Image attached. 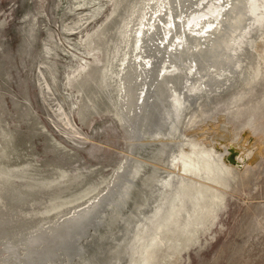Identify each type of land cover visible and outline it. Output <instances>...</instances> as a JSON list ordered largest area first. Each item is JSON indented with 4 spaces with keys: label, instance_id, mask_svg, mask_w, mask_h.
Listing matches in <instances>:
<instances>
[{
    "label": "rangeland",
    "instance_id": "obj_1",
    "mask_svg": "<svg viewBox=\"0 0 264 264\" xmlns=\"http://www.w3.org/2000/svg\"><path fill=\"white\" fill-rule=\"evenodd\" d=\"M148 1L0 0V188L7 191L0 193V264H264V8L248 1L249 10H258L233 45V78L225 76L223 88L212 92L196 89L190 99L179 97L159 139L148 125L142 132L147 141L139 145L122 124L126 112L118 114L107 97L115 99L121 89L114 74L123 45L132 50L135 44L120 37L127 18L136 16L133 31L139 22L171 29L177 21L178 28L196 25L202 32L224 8L221 0H183V8L161 13ZM112 57L108 87L102 76ZM221 121L250 149L238 168L222 162L215 140ZM129 162L138 170L97 219L99 227L88 226L80 236L81 255L70 262L62 254L52 263L37 261L36 248L21 235L49 231L61 217L89 206ZM9 243L17 250L13 256L4 249Z\"/></svg>",
    "mask_w": 264,
    "mask_h": 264
},
{
    "label": "bare ground",
    "instance_id": "obj_2",
    "mask_svg": "<svg viewBox=\"0 0 264 264\" xmlns=\"http://www.w3.org/2000/svg\"><path fill=\"white\" fill-rule=\"evenodd\" d=\"M152 1H154V0H149L147 4L148 5L149 4L151 5L152 3H153L152 5L156 4L155 7L158 6V11L159 12L161 11V13L165 8H170V9L174 10V8H176L179 4L181 7H182V5L185 6L184 4L181 5V3H179L180 1H183V0H160V1L168 4L169 7H167L162 2L160 4V2H158L156 0L154 2H152ZM188 1L190 2V4L194 3V0L193 1L188 0ZM248 1L249 0L246 1V5H245V0H221L224 8H223L219 18L216 21H213V22H215L213 25H209L208 28H204V30L202 32H201L202 29H198L197 28L198 26L196 27V25H194L192 28H189V29L182 28V26L180 28H178L179 26H178L177 21H176V23H173V24L171 23V25H172L171 29L163 28L157 24L154 25L153 23H152L153 24L152 25L148 22H139L136 29L134 28L135 30L133 31L132 26H133L134 21H136V16L134 18L133 17L131 18L129 16L127 18V20L125 22L126 25H125V27H123L122 31L120 32V37H122L123 42L125 41L124 44L125 43L129 44V41L133 40V38H134L135 44L133 45L132 50H129V49L127 50L126 44L123 45L124 47L121 46V47H123L122 48V50H123L122 54L123 55L121 54L122 58L117 56L118 57L117 59L119 61L121 60L120 61L121 66H120V69L118 68V71H115L116 73L114 74L116 76V77L114 76V78L115 79L117 78L120 80L121 89H120V87L118 88L119 90H117L118 92H117V96L115 99L112 100L109 95L107 97H108V100L111 101V104L116 106L118 114L122 115V111L124 113L126 112L127 115L123 114V115H125V118L121 119L122 124L124 125V127H127V128H128V126L130 127V132L134 134V137L135 136L138 137L137 140L139 142V145H142V144L146 143V141H147L145 138H144L145 140H143V134L144 133H142V132L144 130H146V127L148 125H153L151 127V129L148 128L149 130H151L150 132L153 133L151 135V136H153V138L154 137L158 138L157 135L163 134V132H161L162 129L160 130V128L164 123L166 124V120L169 119V121H170L171 118L173 119V115H174L173 110L175 109V107H177V104H178L177 99L183 98V99L187 100V99L192 98L191 95H192V93L194 94L197 92V91H195L196 89H199V91L204 89V91L212 92L213 90L221 88V86L223 84L225 85L224 81H225V79H227V78H225V76H229L230 74L233 75V72L236 71L235 66L237 65V61H236L237 57H235V55L238 56L237 54H233V52H234L233 45L236 42L237 38L244 36L243 33H245V30H246V28H248L247 26L249 25L248 20L258 10V7L253 10L252 6H250V8L251 7L252 8L249 10L248 9L249 8L248 7ZM259 1L261 2L262 7L264 8V0H259ZM183 2L185 3V0ZM186 2H187V0H186ZM185 4H187V3H185ZM137 5H138V7H140L139 6L140 3H135V5L132 4L131 6H133V8L135 9L137 7ZM189 6L190 5L188 4V6L186 8H188ZM191 7H192V5H191ZM152 8H154V7L152 6ZM179 9H178V11H179ZM175 10L177 11V9H175ZM183 11H181V12H183ZM148 13H150V12H148ZM170 13H172V11ZM172 14H170V15H172ZM159 15H160V13H159ZM160 16H159V18H162V16L161 17ZM162 19H163V21L166 20V18L164 19V16ZM263 22H261V23H263ZM160 23H161V21H160ZM208 23H210V21ZM258 23H259V21H258ZM169 32H171L172 35L168 37L167 34ZM137 42L139 43L138 46L136 44ZM240 48L242 49V46ZM237 52H239V51L237 50ZM111 56H115V55H111ZM113 59H114V57L109 59V61L107 63V68L105 69V71L103 73V76H102L103 79L109 78V81L106 82V84H104V86L109 87L111 84L110 82L113 81L112 76L110 77V75H109V73L111 74L110 68L113 67V65H112ZM114 70H116V68ZM234 74H236V72H234ZM257 74L250 75L246 78H243L245 80L243 81V83L241 82L242 85L243 84L248 85L249 83H252L251 81L253 80V78L255 80ZM232 75H230V77H232ZM117 79H116V82L118 81ZM195 85H197V86H195ZM113 86H111V87L113 88ZM223 86H222V88H223ZM117 87L118 86H116V88ZM97 88H95V89H97ZM116 88L114 87L113 90L115 91ZM110 90H112V89H110ZM97 91H94V92L96 93ZM111 94H112V92H111ZM179 97H181V98H179ZM123 105L125 106L126 110H124ZM175 111H177V109ZM222 121H223V119H222ZM222 121L220 124L222 126L220 128V131L216 134V139H215V140L220 142L219 144H221L220 145L221 146L220 147V151H221L220 155L222 156V162L224 163L225 166H229V167L234 166V167L238 168L239 166L244 164V162H245L244 158H246L250 155V149H249V147H244L243 142L242 143L236 142L235 138L233 136L234 134L232 136L228 135L227 128H226L227 126H224V123H222ZM144 132H146V131H144ZM225 135H227V136H225ZM225 142H227V143H225ZM133 146H131L132 149L134 148ZM191 146H194V145H191ZM230 147H233L236 151V155L234 158H235L237 164H231V163H227L225 161V155L228 154V148H230ZM196 149H195V151H196ZM208 151H209V149L207 150V152ZM193 152H194V149H193ZM207 154H205L204 156H206ZM252 154L255 155V152ZM200 155L201 154H199V156ZM190 156H192V155H190ZM133 157L135 159V156H133ZM185 157H187V156L185 155ZM174 159L175 158H173V162H174ZM180 159H183V158H180ZM185 159L186 158H184L183 160H185ZM203 159H205V158H203ZM208 159H210V158H208ZM130 160H132V158H130ZM194 160H195V158H194ZM197 160L199 161L198 158H197ZM187 161H189V159ZM191 161H192V158H191ZM170 162L173 164L172 159ZM175 163H177V162H175ZM182 163H183V161H182ZM201 164H202L201 165L202 168H204V167L206 168L205 162L201 163ZM187 165H188V163H187ZM127 166L128 167L131 166V167H129L127 169V167L125 166L124 169H122L123 170L122 173L117 175L116 180L113 181L112 187H110L106 193L101 194L99 198L94 199L93 203H91L89 206L78 208L79 210L77 209V211L72 212L71 215L67 214V216H64V217L60 216L62 219L59 218L60 221L57 220L53 224H51V226L49 227V231L45 230V231H42L39 233H36L37 232L36 231L34 234H31V236H30V234H29V236L28 235H25V236L21 235L22 238H24L23 241L25 244L28 243L27 244L28 246H29V244H31L29 246L31 249L33 248L35 250V248H36L35 251L37 252V255L35 257H36L37 261H42L43 259L47 258V262L52 263V262H54V260H56L58 258V256L60 254H62V256H64L62 259L70 262L73 257L81 255L82 249L78 243L80 236L84 234V232L88 226H91V228L93 230H96L97 227H99V223H98L99 221L98 220L102 221L103 211L105 210V208L107 207L109 202L113 201L114 198L123 196L124 186L127 187V182L130 183V181H131L130 174L133 175V173L138 170L137 166H139V165L138 164H136V165L131 164L129 162V164ZM181 166H183V165H181ZM211 167H213V166H211ZM194 168H196V167H194ZM197 169L198 168H196L195 170H197ZM220 170H221V168H220ZM231 170H232V168H231ZM169 171H171V170H169ZM188 171H189V173H191L190 169ZM191 171H193V170H191ZM207 171H208V169H207ZM199 172H197V173H199ZM210 172H211V170H210ZM194 173L196 174V172H193V174ZM204 173H206V172H204ZM179 174H181V170H180ZM182 175H183V173H182ZM185 175H187V174H185ZM206 175H207V173H206ZM178 176H180V175H178ZM189 177H191V175ZM201 179L202 178L199 177L198 180H201ZM204 180H207V179H204ZM121 181H123V184H120ZM179 181H181V180H179ZM212 181H214V180H212ZM197 184H198V182H197ZM209 186H211V185H209ZM157 187H158V185H157ZM2 189L0 190V193L1 194L4 193L6 195L7 191L4 192V191H2ZM203 189L204 188H202V190ZM10 193L11 194L8 195L9 199H11L13 196L12 192H10ZM4 194H2V195H4ZM185 194H187V192ZM117 195H119V196H117ZM214 195H216V193ZM195 199H196V197H195ZM198 200H199V198H198ZM176 201H178V200H176ZM210 201H212V199ZM0 206H1V203H0ZM175 208H176V206H175ZM178 208H179V206H178ZM205 211H207V210H205ZM205 211H203V212L206 213ZM168 212H169V210H168ZM0 214H1V212H0ZM194 215H195V213H194ZM197 216H196V218H197ZM174 217H176V216L174 215ZM189 218H190V216H189ZM160 219H161V217H160ZM169 219H172V218L169 217ZM170 222H172V221H170ZM166 223H167V221H166ZM157 224H159V223H157ZM36 230H38V229H36ZM39 230H41V228ZM165 230H163V231H165ZM56 233L58 235L55 236V239L52 240V238H53L52 237L51 241H49L51 235L56 234ZM156 233H158L157 230H156ZM19 235H20V233H19ZM53 241L55 242L53 244L54 247L53 248L51 246H49L48 248L46 247L47 249L44 251L43 248H45V246H48L47 243L49 244L50 242H53ZM11 242H12V240H11ZM4 247H5L4 249H7L10 252V254L13 256L12 252H14V250H16L15 246L13 247L11 244L10 245L5 244ZM145 247H146V245H145ZM31 249H29V250H31ZM11 250H12V252H11ZM141 250H142V246H141ZM143 251H145V250H143ZM10 254H8L9 257L11 256ZM32 254H33V252H32ZM29 255H31V254H29ZM140 255H141V253H140ZM138 256H139V254H138ZM31 258H32V256L30 257V260H31ZM138 262H139V260H138ZM60 264H61V262H60ZM80 264H84V261L81 262Z\"/></svg>",
    "mask_w": 264,
    "mask_h": 264
},
{
    "label": "water",
    "instance_id": "obj_3",
    "mask_svg": "<svg viewBox=\"0 0 264 264\" xmlns=\"http://www.w3.org/2000/svg\"><path fill=\"white\" fill-rule=\"evenodd\" d=\"M235 155H236L235 149L233 147H230V148H228V154L225 155V160L231 164H237V162L234 158Z\"/></svg>",
    "mask_w": 264,
    "mask_h": 264
}]
</instances>
